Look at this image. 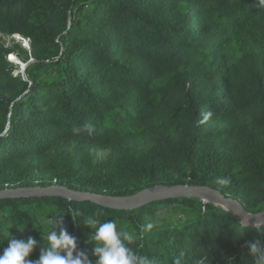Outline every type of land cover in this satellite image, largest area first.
<instances>
[{"label": "trees", "instance_id": "trees-1", "mask_svg": "<svg viewBox=\"0 0 264 264\" xmlns=\"http://www.w3.org/2000/svg\"><path fill=\"white\" fill-rule=\"evenodd\" d=\"M0 33L29 39L30 53L22 52L32 60L16 73L7 58L18 53L0 41V190L58 184L124 197L158 185L208 186L250 214L264 211V0H0ZM92 147L111 155L95 163ZM44 155L40 172L34 160ZM69 209L99 210L102 221L135 232L130 247L153 264L264 256V228L194 197L134 209L2 199L0 253L5 229L42 246L46 218L64 215L78 250L95 261L92 230ZM146 218L156 227L141 234ZM17 221L27 222L23 233ZM251 244H259L253 253Z\"/></svg>", "mask_w": 264, "mask_h": 264}, {"label": "clouds", "instance_id": "clouds-1", "mask_svg": "<svg viewBox=\"0 0 264 264\" xmlns=\"http://www.w3.org/2000/svg\"><path fill=\"white\" fill-rule=\"evenodd\" d=\"M86 128L89 133L93 130L90 126ZM79 131V128H73V132ZM221 183L226 184L227 180ZM68 214L74 222L92 230L87 242L93 245L92 255L96 257L95 261L91 260L86 252L78 250L76 236L64 226V215H57L46 218L48 227L41 232L42 246H39L37 239L32 236L17 239L10 234V227L5 229L8 246L0 253V264H153L145 255L130 247L136 239V233L118 228L115 220L102 221V213L99 210L91 215H84L79 209H69ZM26 223L17 221L13 225L23 233ZM156 223L155 220L146 218L145 223L139 226L140 233L151 231L156 227ZM256 228H264V221H257ZM38 246L39 258L30 259V255ZM258 246L259 244L250 245L252 253ZM259 248L264 253V249L260 246ZM256 264H264V256L257 257Z\"/></svg>", "mask_w": 264, "mask_h": 264}, {"label": "water", "instance_id": "water-1", "mask_svg": "<svg viewBox=\"0 0 264 264\" xmlns=\"http://www.w3.org/2000/svg\"><path fill=\"white\" fill-rule=\"evenodd\" d=\"M36 197H63L75 201H90L114 209H134L156 201L194 197L201 199L205 203H212L234 213L245 225L256 226L257 221H264V211L259 214H250L239 200L225 196L220 191L208 186L158 185L145 188L135 194L124 197H105L91 192L73 190L58 184L0 190V200Z\"/></svg>", "mask_w": 264, "mask_h": 264}, {"label": "rangeland", "instance_id": "rangeland-1", "mask_svg": "<svg viewBox=\"0 0 264 264\" xmlns=\"http://www.w3.org/2000/svg\"><path fill=\"white\" fill-rule=\"evenodd\" d=\"M0 41L3 42L8 47H14L16 49L17 51L16 53L18 54L9 55L7 59L15 67L16 73L24 74V71H25L24 67L26 68L28 63L32 61L30 59V61L26 62L25 57L23 56V52H22L23 50H26L30 53L29 39L21 35H16V34L15 35H3L0 33ZM209 125L214 127L217 124L210 121ZM235 125L236 123H232L230 124L229 127H234ZM72 145H74V143L71 144L68 148L71 149ZM90 154H91L93 161L95 163H99L111 155V150L109 148H104V147L102 148L92 147L90 149ZM48 161H49V157L47 155L41 156L34 160V162L39 165L40 172L42 171V169L47 168L46 164ZM44 177H48V175H45Z\"/></svg>", "mask_w": 264, "mask_h": 264}, {"label": "built area", "instance_id": "built-area-1", "mask_svg": "<svg viewBox=\"0 0 264 264\" xmlns=\"http://www.w3.org/2000/svg\"><path fill=\"white\" fill-rule=\"evenodd\" d=\"M39 258V256L38 257H35V258H33L32 260H36V259H38Z\"/></svg>", "mask_w": 264, "mask_h": 264}]
</instances>
